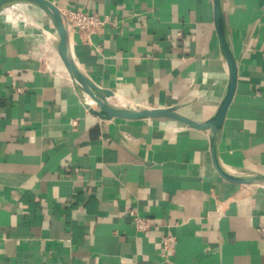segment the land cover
Here are the masks:
<instances>
[{"label":"crops","instance_id":"obj_1","mask_svg":"<svg viewBox=\"0 0 264 264\" xmlns=\"http://www.w3.org/2000/svg\"><path fill=\"white\" fill-rule=\"evenodd\" d=\"M48 1L108 20L94 34L72 33L71 48L118 102L182 105L200 123L213 116L228 79L213 0ZM224 2L239 73L220 161L234 175L264 174V0ZM6 14L0 264H264V187L221 179L208 133L171 120L93 117L56 52L52 25ZM136 218L149 228L138 231Z\"/></svg>","mask_w":264,"mask_h":264},{"label":"water","instance_id":"obj_2","mask_svg":"<svg viewBox=\"0 0 264 264\" xmlns=\"http://www.w3.org/2000/svg\"><path fill=\"white\" fill-rule=\"evenodd\" d=\"M214 26L223 62L228 71L227 85L222 100L213 114L205 122H196L182 115V105L168 108H133L117 101L109 90L102 89L81 69L71 48V32L65 14L48 0H0V13L21 6H32L40 10L51 23L57 36L56 52L64 65L85 109L103 122L121 120L126 122H148L171 120L189 129L208 133L212 165L224 181L240 186L264 187V174L254 173L234 175L225 170L219 156V145L228 111L234 101L238 87L239 61L232 46L225 17L224 0H213Z\"/></svg>","mask_w":264,"mask_h":264},{"label":"built area","instance_id":"obj_3","mask_svg":"<svg viewBox=\"0 0 264 264\" xmlns=\"http://www.w3.org/2000/svg\"><path fill=\"white\" fill-rule=\"evenodd\" d=\"M64 14L67 18L71 34L74 32H78L82 35L94 34L108 23L107 19H101L98 15H88L77 11H68ZM135 226L138 231H146L149 228L148 223L142 218L135 219ZM167 242L168 240L165 243L167 244Z\"/></svg>","mask_w":264,"mask_h":264},{"label":"rangeland","instance_id":"obj_4","mask_svg":"<svg viewBox=\"0 0 264 264\" xmlns=\"http://www.w3.org/2000/svg\"><path fill=\"white\" fill-rule=\"evenodd\" d=\"M10 11L12 12H6V16L14 22L33 26H40L41 23L51 24L41 11L33 7H18Z\"/></svg>","mask_w":264,"mask_h":264},{"label":"bare ground","instance_id":"obj_5","mask_svg":"<svg viewBox=\"0 0 264 264\" xmlns=\"http://www.w3.org/2000/svg\"><path fill=\"white\" fill-rule=\"evenodd\" d=\"M28 7H32V6H28ZM16 8H18V7H16ZM16 8H15V9H16ZM12 10H14V9H12ZM5 12H7V11H5ZM5 12H4V13H5ZM8 12H12V11L9 10Z\"/></svg>","mask_w":264,"mask_h":264}]
</instances>
